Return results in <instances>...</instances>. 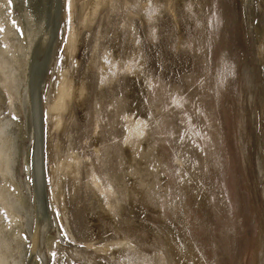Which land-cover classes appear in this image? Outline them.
<instances>
[{
	"label": "rangeland",
	"instance_id": "1",
	"mask_svg": "<svg viewBox=\"0 0 264 264\" xmlns=\"http://www.w3.org/2000/svg\"><path fill=\"white\" fill-rule=\"evenodd\" d=\"M95 1L60 0L32 102L37 197L25 0L12 2L17 25L0 36V113L12 121L0 217L14 231L13 261L264 264V0H97L94 14ZM41 7L32 1L34 18ZM136 53L144 77L118 72L100 84L104 56ZM125 112L145 118L144 157L123 141ZM39 207L48 220L34 241Z\"/></svg>",
	"mask_w": 264,
	"mask_h": 264
},
{
	"label": "bare ground",
	"instance_id": "2",
	"mask_svg": "<svg viewBox=\"0 0 264 264\" xmlns=\"http://www.w3.org/2000/svg\"><path fill=\"white\" fill-rule=\"evenodd\" d=\"M2 1L5 2V5L3 4L4 6L0 7V36L4 33V31H5L6 35H8V33H10L12 31V29L17 25V20H15V18H13L12 14H11L12 2H16V0H0V2H2ZM32 1L34 2V0H25L27 11H26V18H24V20H25V27L28 30L27 31V59H26L27 60V67H28L27 74H26V84L28 86L26 85V90H25L24 108L26 111V122H25L26 124L25 125L27 126V127L26 126L25 127L29 130L30 136L33 139V175H34L35 194L37 197V194H38L37 190H38L39 186H37L36 182L38 181L39 175H40L39 171H38L39 170V164L37 163V160H36V148H35L36 143H37V139H38V128L36 125L38 123V121H37V123H35L36 121H34L35 119L32 116L34 114V113L32 114V108H33L32 102L35 99L34 93H36V91L39 89L38 86L39 87L42 86V85L40 86V84H38V82L42 83V80L44 79L45 71L47 70L45 68H48L47 63L50 60V57L52 54L51 48L53 45V40H54L53 38L55 36L57 21H59L58 18L60 16L59 12L61 9V2H60V0H43V1L38 0V1H40V5L42 6L41 7L42 13H40L42 15L40 16L39 19H36L32 15L33 13L31 14V3H32ZM146 4L150 5L151 3L149 4V1H146ZM93 6H94V9L96 10L94 12V14H95V13H97V9L99 8L100 4L96 0L94 2ZM87 21H90V19ZM70 32H72V31H70ZM5 33H4V35H5ZM70 36H72V34ZM55 40H56V38H55ZM36 47L38 49L36 52H34V48L36 50ZM5 54H6L5 51L0 52V57H1L0 62L1 63H2V61H4ZM140 56L141 55L138 56V53L132 54L131 57L129 56L130 58L127 57L128 59H126L124 61L111 59L108 56H104L101 60V63H100V68L102 70V71L100 70L101 74L99 76L100 77L99 78L100 84H103L104 81H108L109 80L108 78L110 76H111V78L116 77L118 72L119 73L127 72L129 74L132 73L131 75H133V72L137 73V75L141 74V73L143 74L144 72H142V69L144 68L145 60H144L143 56L142 57H140ZM142 58L144 61L142 60ZM37 62H38V64H37ZM144 69H143V71H144ZM29 71H31L30 76H28ZM2 72L4 73V75H6L7 70L3 69ZM145 72H147V71H145ZM133 76L136 77V75H133ZM137 77H139V76H137ZM142 77H144V74ZM147 79H149V78H147ZM110 80H112V79H110ZM149 82H150V80L147 81V84H149ZM4 88L5 87L2 84L1 79H0V102H3V103H4V100H3ZM39 91H40V89H39ZM37 95L39 96L38 93H37ZM8 103H10V100H8V102L6 103L7 109H8ZM7 112H8L7 114H4L3 112L0 113V153L2 150V146L4 144L3 139L8 138V135L11 133V128H12V127H10V125L12 124V121L8 117L9 115H11V112H9V110H7ZM125 115H126V112H125ZM120 119H121V117H120ZM37 120H39V119H37ZM122 121H123L122 125L124 127L123 128L124 129L123 130V141H124V143L129 147V149L133 152L134 155L144 157V153L141 152L140 150H141L142 143L144 141V136H145L146 131H147L145 118L142 119V118H136L133 115H126V116L122 117ZM0 173H1V170H0ZM42 177H43V175H42ZM155 178H156V176H155ZM41 183L43 184V182H41ZM101 188L102 187H100V189ZM146 188H148V187H146ZM100 189H99V191H100ZM122 192L123 191H121V190L118 191V193H117L118 199L117 200H121V198H123ZM41 196H42V194H41ZM106 196L110 197L109 194ZM106 196H104L105 199H106ZM120 196H121V198H120ZM4 199H5V193L2 192V190H0V203L1 204L3 203ZM101 200H103V199H101ZM38 203H40V202H38ZM3 206L6 207V204H3ZM39 209H41V207L36 209L37 216H38V220H42V222L38 221L37 228L34 232V238L36 237L34 239V241L39 237L40 230L42 228V224L43 223L46 224L47 223L46 221L48 220L47 216L43 217V215H42L43 213L41 211H39ZM13 233H14L13 229L10 228L8 226V224L3 220V218L0 217V264H15V261H13V258H15V256H16L15 254L17 253L16 251L18 250V245L14 239L15 235ZM177 242H179V241L175 240V243H177ZM124 243L125 242H123V244ZM179 245L182 246V243L180 242L176 246H179ZM186 247L187 246L182 247V248H186ZM109 248H110V246H108V245L104 247L105 250H108ZM128 256L133 259V257H131V255H128ZM140 256L138 257L139 258L138 260L141 263L152 264L154 262L151 259L146 260L147 258L142 260V259H140L141 258ZM129 257H127V258H129ZM161 261H163V264H169L163 258V256L161 257Z\"/></svg>",
	"mask_w": 264,
	"mask_h": 264
}]
</instances>
